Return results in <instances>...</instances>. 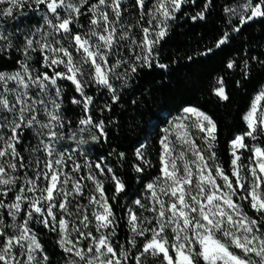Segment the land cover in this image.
Masks as SVG:
<instances>
[{"label": "snow or ice", "instance_id": "1", "mask_svg": "<svg viewBox=\"0 0 264 264\" xmlns=\"http://www.w3.org/2000/svg\"><path fill=\"white\" fill-rule=\"evenodd\" d=\"M188 4L200 9L189 18L203 21L216 0H0V264H51L36 224L58 237L65 264H264V147L245 143L264 135V87L243 116L247 130L229 141L230 172L217 162L216 121L192 101L154 128L159 174L146 184L140 178L147 196L137 189L130 201L137 210L124 206L126 244L117 240L114 202L130 186L107 163L126 153L116 145L92 159L60 146L67 128L75 129L73 140L87 133L96 144L110 143L113 118L97 114L112 112L145 70H158L167 78L159 87L179 94L197 66L220 56L221 69L238 75L236 87L250 81L253 64L264 69V53L234 56L246 28L264 23V0H225L229 18L211 44L161 60L169 22L187 15ZM64 82L78 94L70 100L82 113L77 121L66 118ZM201 85L229 101L224 76L209 73ZM87 89L108 101L100 105ZM146 148L139 138L132 147L138 176L151 166ZM240 150L250 152L247 165Z\"/></svg>", "mask_w": 264, "mask_h": 264}, {"label": "trees", "instance_id": "2", "mask_svg": "<svg viewBox=\"0 0 264 264\" xmlns=\"http://www.w3.org/2000/svg\"><path fill=\"white\" fill-rule=\"evenodd\" d=\"M233 6L237 3H242V0H230ZM128 3V0H125ZM225 0H216L215 7L210 9V15L203 21H193L189 17L195 12L199 11V7L188 4L183 7V11L187 15L181 16L177 14L176 21H170L169 35L165 41L161 42L160 58L164 60L166 57L173 58L181 57L185 52L194 49H200L208 44H211L214 36L218 34V30L224 27L226 20L229 18L223 11L222 6ZM129 11L132 9L129 7ZM86 18L82 17L84 21ZM235 19V17H232ZM251 39V43H248ZM245 41L244 48L240 53H234V56L239 60L240 55L251 50V55L260 56L264 53V23L257 22L249 25L243 36ZM223 56L217 57L215 60L208 62L202 66H197L196 74L192 75L191 82L179 94L169 92L168 89H161L159 85L166 82L161 81L159 71H148L140 73L135 78L134 82L129 83L127 90L122 92L121 101L114 104L112 112H104L97 114L99 118L111 116L114 123L107 125L108 129L112 130L110 143L96 144L93 142L88 150L90 158L95 159L97 155H103L110 150V147L118 145L117 151H124L126 158L118 160L114 156H109L107 163L113 166L114 170L118 172L121 179L126 182V191L128 196L121 194L114 202L119 204V207L114 208L119 220V227L117 228V240L119 243H125L130 236V229L127 224L126 213L124 206H130L132 199L138 198L137 189H140V194L143 195L145 190L140 188V178L144 179V184L151 181L153 177L158 175L159 168V145L157 144L154 134L156 126H165L162 121L171 120V118L178 113L177 109L181 103L192 101L194 104L200 106L206 111L217 123V142L215 151L217 153V162L224 168L225 172H230L231 149L229 141L237 134L244 133L247 130V125L243 120V116L248 111L252 98L257 91L264 86V69H261L259 64H253V71L251 73L250 81L243 87H236L233 83L238 79V75L232 70L223 71L221 69V61ZM251 63V62H250ZM209 73L224 76L226 79V89L229 92V101H220L214 95H210L202 87L201 82ZM65 92L63 100V109L68 120L77 121L82 115L76 105L70 104L72 96L78 94L71 90V85L68 82L63 83ZM89 95H94L100 105L108 101L107 94L100 98L99 94L94 93L92 89H87ZM134 101L135 103H132ZM139 106V107H137ZM74 128H67L65 131L69 132ZM139 138L147 142L146 158L151 162V166L145 165L146 172L138 174L134 171L132 165L138 161L132 155V147L134 142ZM264 147V135L257 140ZM255 141L250 138L245 139V143L249 146L253 145ZM96 144L95 147L92 145ZM244 157L242 163L247 165L249 163V151L243 150ZM27 155V154H26ZM105 180L106 194L111 195L109 188V181ZM81 203L86 204L83 200ZM121 217H124L121 219ZM37 235L40 242L48 253L51 264H65L64 257L66 254L58 247V237L46 229H42L39 224L35 225ZM141 238H137L140 242ZM132 251H135L133 249ZM151 258L145 260V264H150ZM159 264V261H157Z\"/></svg>", "mask_w": 264, "mask_h": 264}, {"label": "rangeland", "instance_id": "3", "mask_svg": "<svg viewBox=\"0 0 264 264\" xmlns=\"http://www.w3.org/2000/svg\"><path fill=\"white\" fill-rule=\"evenodd\" d=\"M31 12H32V10L28 9V10H26L25 15L31 16ZM36 15L39 16V15H41V13L37 12ZM18 19H19V16H17L16 18H8L7 25L10 27L12 24L16 23V21ZM25 23H27V21ZM77 59H78V57H77ZM262 103H264V102H262ZM178 114L179 113H176L173 117H175ZM73 131H75V129H73V130H71L69 132L65 131V138H64L63 141H61V145L60 146H62L64 148H69V149H71L73 151L79 150L80 152H86L88 154V150L90 149V145L94 142V141H92L91 136L89 134H87V133L83 134V135L78 134L76 139L73 140V139L70 138ZM237 134H242V133H237ZM197 143H202V142L198 140ZM253 144H259L261 147H263L256 140H255V142ZM240 155H241L240 163L243 164L242 163V161H243L242 158L244 157L243 150H240ZM79 159H80V162L83 163V157L80 156ZM101 179H103V178L101 177ZM89 187H90V185H89ZM142 196H147V192L145 191ZM129 207H132L133 210H137L136 206L133 205V204H130ZM144 215H150V214L149 213H144ZM9 220H10V218H9Z\"/></svg>", "mask_w": 264, "mask_h": 264}]
</instances>
